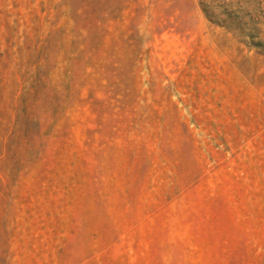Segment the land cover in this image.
<instances>
[{"label":"rangeland","instance_id":"374dc122","mask_svg":"<svg viewBox=\"0 0 264 264\" xmlns=\"http://www.w3.org/2000/svg\"><path fill=\"white\" fill-rule=\"evenodd\" d=\"M0 264H264V0H0Z\"/></svg>","mask_w":264,"mask_h":264}]
</instances>
